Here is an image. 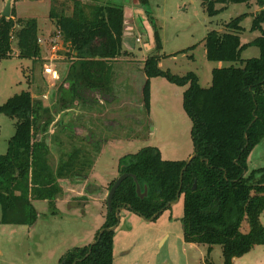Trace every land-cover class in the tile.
<instances>
[{
	"label": "trees",
	"instance_id": "trees-1",
	"mask_svg": "<svg viewBox=\"0 0 264 264\" xmlns=\"http://www.w3.org/2000/svg\"><path fill=\"white\" fill-rule=\"evenodd\" d=\"M109 1L50 0L48 18L54 33L59 34L66 55L73 57L56 91L57 115L70 112L79 103L80 108L91 110L98 100L108 103L116 99L113 62L128 53L123 50V6ZM135 1L141 9L148 5L147 0ZM252 1L260 7L251 23V31L259 32L257 38L240 43V22L247 14L224 24L221 33L206 34L207 61L238 63L211 70L208 87H201L193 73L179 77L160 70L157 56L145 59L142 107L148 115L150 79L163 78L185 87L182 109L191 122L192 154L186 161H168L162 160L157 148L145 147L121 157L118 176L127 177L115 191L111 210L106 211L94 241L99 231H104L96 243L68 251L58 264H113L114 231L108 229L119 223L116 211L127 210L144 219L158 214V218L181 196L183 240L207 247L206 264H212L209 254L215 246L221 248L224 264H232L255 246H264V226L260 223L264 168L247 169L250 153L264 139V0H200L208 17H216L229 4L247 5ZM217 5L222 8L216 9ZM152 30L154 49L159 51V36L154 27ZM38 34L35 19L15 18L14 9L9 18L0 15V61L14 55L12 41L18 57L41 61ZM250 46L258 48V58L242 61L241 52ZM0 114L15 121L6 153L0 155V225L30 228L38 218L32 202H47L51 215H55V201L63 195L60 182L85 181L108 138L94 141L87 132L91 153L85 148L84 136L72 129L76 121L66 126L55 121L50 109L29 91L0 105ZM52 146L57 154L55 162ZM132 177L141 191L147 188L146 198L136 196ZM243 224L246 231H242Z\"/></svg>",
	"mask_w": 264,
	"mask_h": 264
},
{
	"label": "rangeland",
	"instance_id": "rangeland-1",
	"mask_svg": "<svg viewBox=\"0 0 264 264\" xmlns=\"http://www.w3.org/2000/svg\"><path fill=\"white\" fill-rule=\"evenodd\" d=\"M147 1L144 9L135 0L109 1L122 5L124 16H127L123 50L128 54L122 56L121 61L113 62V95L117 100L112 104L103 102L95 110H87L80 108L79 103L58 118L55 113L58 104L56 91L65 79L71 57L65 54L61 42L57 44V57L52 64V60L44 61V58H51L50 48L40 49L41 61L33 62L16 55L14 41V55L0 61V105L21 92L29 91L35 100H41L43 106L50 109L55 121L60 120L65 126L70 121H76L73 126L78 136L85 125L86 130L91 128L88 131L94 141L108 138V143L100 147L101 152L99 150L94 162L93 181L88 175V183L60 182L62 191L67 193V205L60 206L55 215H51L46 203L36 201L33 205L38 218L32 227L24 229V226L0 225V264H58L68 251L93 243L96 232L104 223L102 216L105 218L109 191V184L103 191L98 185H103L110 177H118L117 162L121 157L145 147L164 150L163 157L168 161L187 160L192 154L191 122L182 109L181 100L185 87L172 85L163 78H153L150 117L142 107L138 87L144 77L143 61L147 57L157 56L158 68L172 75L195 74L199 85L206 88L210 85L211 70L238 66V63L206 60L204 38L208 32L221 33L225 31L224 24L247 14L240 22L243 30L239 35L240 42L249 43L259 36V32L251 31L253 16L260 11L255 1L247 5L229 4L216 17L206 15L200 0ZM7 2L13 7L16 18L37 21L39 37L46 40L55 36L48 18L50 0H0V14ZM220 8L222 5L216 6V9ZM140 13L146 15L151 25ZM153 27L159 36V51L149 48L147 42L148 31ZM258 56V48L250 46L241 52L240 59L245 61ZM44 62L52 65L57 76L44 75ZM44 96L47 98L43 99ZM99 109L107 111L96 117ZM110 120H115V123L110 124ZM14 123V120L0 114V155L6 153L8 141L14 133ZM54 124L49 127V134ZM88 142H85V148L92 151ZM114 143L118 145L109 146ZM53 149L52 146V160L55 162L57 154ZM259 168H264V139L247 160L248 172ZM182 215V196L153 221H145L127 210L120 212L113 236V264H206L207 247L183 240ZM260 223L264 226V212ZM247 229V225L243 224L242 231ZM209 261L224 264L219 246L212 248ZM232 264H264V246L253 247L246 255L233 260Z\"/></svg>",
	"mask_w": 264,
	"mask_h": 264
},
{
	"label": "water",
	"instance_id": "water-1",
	"mask_svg": "<svg viewBox=\"0 0 264 264\" xmlns=\"http://www.w3.org/2000/svg\"><path fill=\"white\" fill-rule=\"evenodd\" d=\"M142 12V11H141ZM2 17L4 18H9L10 17V2H7L6 3V6H5V9L4 11L0 14ZM140 16L144 18V20L146 21V17L140 13ZM124 24H127L126 21H124ZM147 42L150 44L149 48L153 49L155 47V42H154V33H153V30L152 28L149 29L148 31V36H147ZM185 169V168H184ZM127 177L126 174H122L120 176H118L115 180V182L113 183V185L111 186V188L109 189L108 191V194H107V197H106V210L107 211H110L111 210V202H112V198H113V195L115 193V191L117 190V188L119 187V185L121 184V182ZM133 180H134V183H135V188H136V196L142 200L144 198L147 197V188L144 186L143 187V191H141V188L139 186V184L137 183L136 179L134 177H132ZM179 200V197H177V199L171 203L168 204V206H172L174 204H176ZM119 212L120 210H117L116 211V217L117 219L119 220ZM158 214H155L153 217H151L150 219H144L142 218L143 220L145 221H153L157 218ZM117 226H114L110 229H108V231H114L116 229ZM26 228V227H25ZM104 230H100L99 231V234L97 236V240L99 239L101 233L103 232ZM96 240V241H97ZM96 241H93V243H91V245H93L94 243H96Z\"/></svg>",
	"mask_w": 264,
	"mask_h": 264
},
{
	"label": "crops",
	"instance_id": "crops-1",
	"mask_svg": "<svg viewBox=\"0 0 264 264\" xmlns=\"http://www.w3.org/2000/svg\"><path fill=\"white\" fill-rule=\"evenodd\" d=\"M11 9H13V7H11V5H10V10ZM141 12V11H140ZM126 15H125V21L127 22V19H126ZM16 18V17H15ZM126 25V24H125ZM51 26H52V31L51 32H54V27H53V25L51 24ZM38 29H39V26H38ZM126 29V28H125ZM39 34H40V32H39ZM38 34V35H39ZM42 34V33H41ZM39 37V36H38ZM241 43V42H240ZM247 42H245L244 44H246ZM242 44V43H241ZM243 45V44H242ZM44 59H47V58H44ZM70 60H72V57H70ZM44 61H46V60H44ZM117 61H121V58H119V59H117L115 62H117ZM123 61V60H122ZM145 61V60H144ZM144 61H143V63H144ZM113 66H114V63H113ZM59 78V77H58ZM198 78V77H197ZM152 80L153 79H150V107H149V117H150V114H151V110H152V107H153V90H152ZM144 81H145V75H144V77H142V79H141V83L139 84L140 86L138 87V89H139V93L141 94V90H142V86H143V83H144ZM198 82H199V80H198ZM199 84V83H198ZM181 88H183V87H181ZM184 92V91H183ZM115 100H117V99H115ZM115 100H112V101H109V104H112ZM182 100V99H181ZM103 102L101 101V100H98V105L100 106L101 104H102ZM98 105H96V107L98 106ZM95 107V108H96ZM95 108H93L94 110H95ZM93 109H91V110H93ZM88 110H90V109H88ZM106 111H107V109L106 110H101V109H99L98 111H96V113L98 112V114H96L95 113V115H96V117H98V116H100V115H104V112L106 113ZM79 113H84V112H79ZM85 114V113H84ZM130 114H128V116H129ZM60 116L58 115V118H59ZM56 121H58V120H56ZM115 123V120H110V124H112V123ZM97 123V122H96ZM82 127H84V128H82V131L83 132H89L88 130L89 129H91L90 127H89V129L88 130H86L85 129V125L84 126H82ZM82 136H84L83 134H81ZM98 136H99V134H98ZM93 141V140H92ZM116 142H118V143H121V142H119V141H116ZM128 143V142H127ZM130 143V142H129ZM116 145H118V144H116V143H114V144H109V146H116ZM155 148H157V147H155ZM158 149V151L160 152V155H161V158H162V160H166V159H164V157H163V151L164 150H162V149H160V148H157ZM100 152H101V149H100ZM190 156L191 155H189L188 156V158H187V160L190 158ZM97 159V158H96ZM178 161V160H177ZM182 161H186V160H182ZM95 162H96V160H95ZM117 165H118V162H117ZM94 166H95V163H94ZM94 166H93V168H94ZM93 168H92V170H91V172H90V174H89V180L90 181H93V179L91 178V174H92V172H93ZM112 178V179H111ZM116 178L117 177H110L103 185H98V187H99V190H101V191H103L105 188H106V186L108 185V184H110V182L113 180V179H115L116 180ZM88 179L87 180H85V183H88V181H89ZM67 183H70V182H68V181H66ZM70 189H67L66 191H69ZM105 192V191H104ZM67 193L66 192H63V195L61 196V197H59V198H57L56 199V201H55V209H56V211H58L59 210V207L60 206H63V205H67V200H66V197L65 196H67L66 195ZM108 194V193H107ZM104 196H105V194H104ZM61 198V199H60ZM63 198V199H62ZM36 201H34V202H32V205L35 203ZM44 203H46L47 204V202H44ZM33 207H34V205H33ZM123 210H121V212H122ZM102 219L104 220V218H103V216H102ZM101 219V220H102ZM104 222V221H103ZM103 225V224H102ZM3 226V225H2ZM24 229H29V228H25L24 227Z\"/></svg>",
	"mask_w": 264,
	"mask_h": 264
},
{
	"label": "built area",
	"instance_id": "built-area-1",
	"mask_svg": "<svg viewBox=\"0 0 264 264\" xmlns=\"http://www.w3.org/2000/svg\"><path fill=\"white\" fill-rule=\"evenodd\" d=\"M60 42H61V38H60L59 34H57V33H55V36H52V38H50V36H49V38L46 40L43 37H38L37 44L40 47V49L43 48V50H45L47 48H50L51 58L45 59L46 61L52 60V61H50L51 62L50 64H52L54 59H56L55 57H57L56 56V53L58 50L57 44H59ZM61 45H62V42H61ZM66 53H67V51H65V54ZM72 59H73V57H72ZM50 64H47V62L46 63L44 62V65L42 67L44 75H46V76H57L56 71H54L52 69V65H50ZM46 98H47L46 96L43 97V99H46Z\"/></svg>",
	"mask_w": 264,
	"mask_h": 264
},
{
	"label": "flooded vegetation",
	"instance_id": "flooded-vegetation-1",
	"mask_svg": "<svg viewBox=\"0 0 264 264\" xmlns=\"http://www.w3.org/2000/svg\"><path fill=\"white\" fill-rule=\"evenodd\" d=\"M108 128H109V127H108ZM72 129L75 131V130H76V129H75V126H73ZM75 132H76V131H75ZM76 133H78V132H76ZM80 133L84 135V139H85V140L90 141L87 132H83L82 129H81ZM97 136H98V134H97ZM104 140H106V139H104ZM106 143H108V141H106L105 144H106Z\"/></svg>",
	"mask_w": 264,
	"mask_h": 264
}]
</instances>
